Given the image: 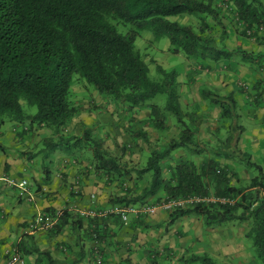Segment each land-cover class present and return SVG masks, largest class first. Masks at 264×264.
<instances>
[{
  "label": "trees",
  "instance_id": "obj_1",
  "mask_svg": "<svg viewBox=\"0 0 264 264\" xmlns=\"http://www.w3.org/2000/svg\"><path fill=\"white\" fill-rule=\"evenodd\" d=\"M228 1L240 24L237 34L249 38L246 30H253L257 52L226 46L228 32L215 0H0V128L9 123L15 131L16 127L48 129L53 138L40 150L43 158L56 148L66 156L80 153L94 172L121 183L131 179L134 186L143 184L139 192L128 188L126 195L116 198L114 203L122 206L148 203L158 194L163 196L155 202L189 196L232 201H200L174 208L168 212L165 228L190 214L202 216L205 225L250 222L245 238L251 242L256 263L264 264V169L238 148L243 126L234 97L200 89L199 97L220 110L222 124L216 134L224 132L210 131L216 136L213 143L201 140L202 117L183 107L178 71L156 65L158 78L151 79L135 47L145 31L153 41L167 38V50L189 61L218 63L238 56L264 80V0ZM183 16L196 21L181 23L177 18ZM261 84L258 80L255 87L257 102ZM77 85L120 107L146 109L147 123L160 132L174 128V136L167 145L146 153L141 166L132 168L90 128L80 136H64L62 129L80 111L71 99ZM156 95L163 97L160 104L152 100ZM127 132L132 141L148 139L142 130ZM234 166L255 175L247 183L233 184L232 176L239 180ZM73 215L64 211L50 233H59ZM80 222L78 218L73 222L77 224L73 233L81 229ZM21 238L13 247L26 264H77L84 257L60 263L49 251ZM189 261L225 264L205 253L192 254Z\"/></svg>",
  "mask_w": 264,
  "mask_h": 264
},
{
  "label": "crops",
  "instance_id": "obj_2",
  "mask_svg": "<svg viewBox=\"0 0 264 264\" xmlns=\"http://www.w3.org/2000/svg\"><path fill=\"white\" fill-rule=\"evenodd\" d=\"M222 19L228 32L225 44L229 49L254 53L260 50L253 39L237 34L235 23H231L234 25L232 28L226 19ZM235 58L218 63L200 61L197 67L215 74L213 84L208 82L210 86L221 87L222 94L229 93L234 97L243 126L238 148L264 169V108L261 99L255 100L258 80H262L259 90H262L261 98L264 97V80L261 73L237 63ZM214 108L219 114V108ZM11 129L15 131L14 126ZM223 133L221 131L220 134ZM14 146L6 129L0 128V263L6 252L22 237L41 251H49L60 263L71 262L78 255H83L77 264H95L96 259H100L101 264H193L189 261L192 254L205 253L219 263L255 264L249 244L245 242L247 229L243 228L250 222L242 225L231 220L205 225L202 216L190 214L184 216L181 223L165 228L168 212L163 210L148 218L129 216L126 222L115 214L105 218L85 216L83 213L90 208L103 212L123 207L114 203L116 198L126 195L128 188L139 192L143 184L134 186L131 179H128L130 184L126 183L127 180L121 183L110 179L103 173L94 172L89 161L79 168L73 156L60 151L49 154L47 158L42 156L34 159L35 162L30 161L32 167L38 166L41 170H30L22 163L16 166ZM233 169L239 174V180L232 176L233 184L247 183L255 175L239 166ZM27 171L32 174L31 179ZM4 178L29 181L27 193L9 185ZM77 180L80 183L74 192L72 188ZM158 196L161 198L163 195ZM157 197L150 198L148 202L156 201ZM58 211L61 215L64 211L74 213L73 220L67 224L64 222L59 233L53 235L45 229L27 230L38 214L53 215ZM77 218L81 221V229L73 233V222Z\"/></svg>",
  "mask_w": 264,
  "mask_h": 264
},
{
  "label": "rangeland",
  "instance_id": "obj_3",
  "mask_svg": "<svg viewBox=\"0 0 264 264\" xmlns=\"http://www.w3.org/2000/svg\"><path fill=\"white\" fill-rule=\"evenodd\" d=\"M218 3L219 0H215L216 7ZM228 17L223 14V18L226 19L229 26L233 28L234 25L231 24L232 18L229 15ZM177 20L181 23L190 24H194L196 21L194 18L187 16L177 18ZM235 27L237 28L236 24ZM144 33L146 32H142L143 36H141V38L139 36L136 39L135 47L137 50H140L142 59L149 67L150 78H158V74L155 72L156 65H160L162 68L167 70H177L178 80L181 84L183 107L185 109L194 110L202 117L199 138L206 142H215L216 136H213L214 134L210 133V131H215L216 134V130L220 128L222 122L218 119L217 109L210 107L204 100L201 99V97H199L200 89H211L217 91L218 94L224 93L221 87L210 86L208 83L213 82V75L215 74L211 72H203V70H200V68L197 67L198 63L195 61L186 60L180 54L175 55L170 53L167 50V47H169L167 38L153 41L151 35ZM235 60L239 64H244L240 61L238 56H236ZM244 65L247 66L246 64ZM239 83L241 82L239 81ZM162 98L163 97L161 95H156L152 100L153 102L159 103V101L162 102ZM71 99L80 107V111L62 129V134L64 136H80L85 129H92L97 137L104 140L106 147L112 154L121 156L123 160L127 162L128 168H132L134 165L141 166L144 162V156L146 153L153 149H159L160 147L167 145L170 139L174 136V128L171 130L169 129L166 132H160L153 128L151 124L147 123L145 121L148 116V111L146 109L131 110L126 107H120L107 101L96 91L90 88H84L79 85L74 86L72 89ZM31 111H34V108H32ZM11 126L13 128V125L5 123L1 128L2 130L6 129L9 136L12 137V141L15 143L14 147L17 153L16 166H18L19 163H22L30 170H41L38 166L32 167L30 165V161H34V159H41L43 154L40 150L44 148L49 139L53 138L51 137L50 131L36 126L29 131H23L18 127H16L17 131H12ZM127 129L132 131L142 130L147 134L148 139L146 141L142 139L132 141ZM25 131L27 132L25 133ZM220 133L221 131L216 135H220ZM122 147H124V149H122ZM55 152L57 154L59 150H56L53 153ZM68 156L74 157L72 159H75V163L80 166L79 168H83V166L88 163V160H86V158H82L80 153ZM26 173L29 179H31L32 174L29 171ZM126 183L130 184L131 181L127 180ZM151 203H155V201ZM148 217L149 216L143 218ZM182 220L183 217L178 219L173 226L181 223ZM243 228L245 230L246 226ZM173 236L177 239L175 235ZM245 242L251 247V242L248 239H245ZM252 257L255 264H259L256 263L254 256Z\"/></svg>",
  "mask_w": 264,
  "mask_h": 264
},
{
  "label": "built area",
  "instance_id": "obj_4",
  "mask_svg": "<svg viewBox=\"0 0 264 264\" xmlns=\"http://www.w3.org/2000/svg\"><path fill=\"white\" fill-rule=\"evenodd\" d=\"M217 9L224 15H230L231 18H233V23L236 24L238 27L240 24L236 23V17H235V12H233L232 5L228 0H219V3L217 4ZM261 29H259L260 31ZM253 30L247 29L246 30V35L249 36V38L253 39ZM261 104L264 108V97L261 98ZM7 180V178H4ZM3 179V180H4ZM1 180V178H0ZM9 185H13L17 187L19 190H21L24 193H27L28 189V182L25 179H21L18 181L14 180H7ZM80 181L77 180L73 184L74 192H77L78 190V185ZM215 202L219 201L221 203L225 202H230L225 199H220V198H200L196 196H189L184 199H177V200H161L159 202L155 203H144V204H139V205H126L123 207H119L116 209L112 210H107V211H101L98 212L94 210V208L88 209L86 212L83 213L85 216H92V217H100V218H105L108 215L115 214L119 217V219L122 222H126L129 219V216H136V217H147V216H152L154 215L158 210H163L166 212H169L170 210L178 207H187L192 205L193 203L197 202ZM61 215V212H55L53 215L50 214H38L35 216L32 221L29 223L27 230L29 232H34L37 229H45V230H50L57 222L58 217ZM0 264H26L24 258L19 254V252L14 248H10L5 255V258L2 260ZM95 264H101L100 259L95 260Z\"/></svg>",
  "mask_w": 264,
  "mask_h": 264
}]
</instances>
